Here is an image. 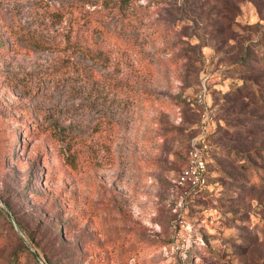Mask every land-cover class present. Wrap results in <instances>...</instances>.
<instances>
[{
    "label": "rangeland",
    "instance_id": "374dc122",
    "mask_svg": "<svg viewBox=\"0 0 264 264\" xmlns=\"http://www.w3.org/2000/svg\"><path fill=\"white\" fill-rule=\"evenodd\" d=\"M202 84L209 184L178 206ZM230 148L264 149V0H0V264H264Z\"/></svg>",
    "mask_w": 264,
    "mask_h": 264
},
{
    "label": "built area",
    "instance_id": "2783aa9c",
    "mask_svg": "<svg viewBox=\"0 0 264 264\" xmlns=\"http://www.w3.org/2000/svg\"><path fill=\"white\" fill-rule=\"evenodd\" d=\"M195 101L201 108L200 123L195 134L190 138L185 161L174 179L176 204L186 205L206 190L209 184V143L210 123L213 115L207 106V89L202 84L195 95Z\"/></svg>",
    "mask_w": 264,
    "mask_h": 264
},
{
    "label": "trees",
    "instance_id": "16d2710c",
    "mask_svg": "<svg viewBox=\"0 0 264 264\" xmlns=\"http://www.w3.org/2000/svg\"><path fill=\"white\" fill-rule=\"evenodd\" d=\"M251 94L256 99V97H257L256 92H253ZM235 97L237 98L240 96L235 95V96H231L230 98L232 99ZM231 99H228V100H231ZM231 102H234V100H231ZM229 108H231L232 111L235 112L233 110V105H230ZM226 120L229 123L232 122L235 125H237V124L241 125L242 124V120H239L235 116L228 115V116H226ZM257 126L260 128L262 125L258 124V125H251L249 127H246L244 134L252 135L253 127H257ZM236 133L238 134V138L242 139L241 134L239 132H236ZM53 134L55 135L56 139H58V140H62V139H65L68 137L65 135V131L63 129H59V130L56 129V130H54ZM231 149L236 153L237 156H240V157L242 156L241 158H243V160H245L244 162H246L244 164L240 163L241 164L240 168H242V170L247 173V177H245V179H246L245 181H247L249 184L251 183L253 186L263 188L264 187V149H254V150H250V151H247L244 153H241L242 151L239 148H230V150ZM228 155H229V153H228ZM226 168H227L226 170H228L230 168L232 170H234L233 161H228L226 164ZM226 172H227L226 174L228 175V177L232 178L233 180H237V178H239L238 175L232 171H226ZM209 175H210V171H209ZM261 206L264 207V204H261ZM260 222H261V224H260L261 227L264 228V220H262ZM30 254L32 255L33 258L35 257L34 254H32V253H30ZM35 261H36V259H35ZM37 264H40V263L37 261ZM46 264H49V263H46Z\"/></svg>",
    "mask_w": 264,
    "mask_h": 264
}]
</instances>
